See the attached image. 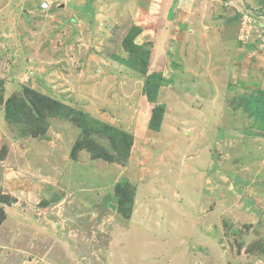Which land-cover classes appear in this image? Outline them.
Wrapping results in <instances>:
<instances>
[{
  "label": "rangeland",
  "instance_id": "1",
  "mask_svg": "<svg viewBox=\"0 0 264 264\" xmlns=\"http://www.w3.org/2000/svg\"><path fill=\"white\" fill-rule=\"evenodd\" d=\"M68 1L0 0V264H264V58H211L187 78L161 63L169 48L151 59L152 12L123 23L117 0ZM136 140L158 151L146 164ZM201 144L183 210L137 214L135 192L154 198L139 172L188 169Z\"/></svg>",
  "mask_w": 264,
  "mask_h": 264
},
{
  "label": "crops",
  "instance_id": "2",
  "mask_svg": "<svg viewBox=\"0 0 264 264\" xmlns=\"http://www.w3.org/2000/svg\"><path fill=\"white\" fill-rule=\"evenodd\" d=\"M70 2L71 0L68 1V4ZM116 2V7L120 9V19L118 18V20L121 22H123L122 20L124 17L126 20H129L131 16H137L140 12H146L149 14L153 13L151 18L154 20L158 28L154 32V42L150 45L151 59L155 61L156 59L158 60L157 57H159V53H162L164 50L167 53L168 50L166 48H169L174 54H171L170 52L169 54H166L161 63H173L175 60L177 65L174 67V70L184 73V76H187V78H195L197 72L201 71L200 67H198L197 70L193 69L191 64L196 63L206 65L211 58L215 59V61L224 62L229 61L232 58L241 61V58L244 60L245 57L250 56V53L252 54L253 52H255L257 56L260 55L264 58V0H117ZM210 4H213L211 13L208 12L209 7H211L209 6ZM100 9V17L107 15V12L103 13V11L106 10L103 8ZM149 14L148 16L150 17ZM156 14L158 15L155 17ZM247 15H250L253 20L248 24H241V19ZM210 18H212L211 24L208 23ZM250 24L253 25V28L250 27ZM183 26L187 28H184ZM241 26L245 27L244 30L241 29ZM152 27L153 26L151 25L149 29ZM180 28H183V30ZM176 32H178L179 35H177ZM240 33L245 34V37H242L241 40L239 39ZM210 34H212V37L209 38ZM186 46L188 47L187 52L189 55L186 53ZM183 52L186 53V60L183 56L185 53ZM257 56H255V58ZM179 79H184L182 85L189 81L183 77H180ZM172 87L180 89L178 84L173 85ZM187 88L189 89L188 92H190V94L195 95L193 96L195 99L196 96L200 94L198 93L197 87H194L193 85H188ZM176 93L177 95L178 93L180 94L178 91ZM180 101L181 102L177 104H181L180 106L184 108H186L187 105L192 106V104H185V100L180 99ZM182 122L185 123L186 121L184 120ZM184 136L187 137L189 135L187 132H184ZM203 148V144L196 147L194 156L191 154L193 157L189 158V161H195V163L194 165H189L188 169L182 161V166L185 168L182 169V171L176 168L179 166L171 167V164L156 169V172L153 171L152 168H146L140 171V177L137 178L140 186L139 188L144 191L151 190L154 194V198L152 197L151 200L153 203L146 200L142 201L135 192L137 214L139 213L138 209L140 208L162 206L161 204H164L163 206H166L167 208L172 205V209L177 207V209L183 210L180 206L181 199H176L177 190L181 196V191L186 188V184L183 182L181 175H183L184 172L186 173L185 175L189 174V176H194V179L197 181V187L194 190L200 191L199 189L203 181V175L201 173L204 158L202 152ZM147 151L149 152L146 145L141 146L136 140L131 146L129 157L132 160L138 156L137 152H139L143 155H140L139 158L141 157L142 160L146 158L148 159L143 163L146 164L156 155V152L158 153V151L153 150V154L148 155L146 153ZM142 152H145L146 156H144ZM163 153L164 151L162 150V154L157 156V164L162 162ZM173 171L175 173H173ZM151 174L152 176L150 177ZM143 176H148L147 179H145L146 181H142V179H144ZM161 176H165L164 179H161ZM167 176L170 177L169 181L172 184L167 185V183H165L166 186H164L162 185V181L159 180L165 181ZM157 193L163 195L161 200L158 199ZM165 195L169 196V198H164ZM131 205L133 207V204ZM194 205H198V202H195ZM170 209L169 212L174 215L175 219H177L178 216H180L179 219L182 217V215L177 214L178 212L175 213V210L172 212V209ZM111 210H113V208H111ZM152 217L153 218L149 222L159 223L156 221V216ZM157 219L160 220L159 217H157ZM171 221H173V219L170 218V222Z\"/></svg>",
  "mask_w": 264,
  "mask_h": 264
},
{
  "label": "clouds",
  "instance_id": "3",
  "mask_svg": "<svg viewBox=\"0 0 264 264\" xmlns=\"http://www.w3.org/2000/svg\"><path fill=\"white\" fill-rule=\"evenodd\" d=\"M44 2H48V1H44ZM41 3H42V2H41ZM41 3H40V4H41ZM49 5H50V2H48V7L45 8V9H48V8L50 7ZM40 8H42L41 5H40ZM42 9H43V8H42ZM247 17H250L251 19H250V20H247V19H245V18H246V16H245V17H243V18L241 19V24H248V23H250V22L253 20V18H252L250 15H247ZM244 28H245V27L241 26V29L244 30ZM239 37H240V38L245 37V34L240 33V34H239Z\"/></svg>",
  "mask_w": 264,
  "mask_h": 264
},
{
  "label": "built area",
  "instance_id": "4",
  "mask_svg": "<svg viewBox=\"0 0 264 264\" xmlns=\"http://www.w3.org/2000/svg\"><path fill=\"white\" fill-rule=\"evenodd\" d=\"M40 5H41V7H42L43 9H45V8L48 7V2H42ZM245 19L250 20L251 18L246 16Z\"/></svg>",
  "mask_w": 264,
  "mask_h": 264
},
{
  "label": "trees",
  "instance_id": "5",
  "mask_svg": "<svg viewBox=\"0 0 264 264\" xmlns=\"http://www.w3.org/2000/svg\"><path fill=\"white\" fill-rule=\"evenodd\" d=\"M260 94H261V96H264V90H260V92H259ZM261 98V101H263V98L262 97H260ZM264 118V117H263ZM129 205L131 206V204L129 203Z\"/></svg>",
  "mask_w": 264,
  "mask_h": 264
},
{
  "label": "bare ground",
  "instance_id": "6",
  "mask_svg": "<svg viewBox=\"0 0 264 264\" xmlns=\"http://www.w3.org/2000/svg\"><path fill=\"white\" fill-rule=\"evenodd\" d=\"M112 206V205H111Z\"/></svg>",
  "mask_w": 264,
  "mask_h": 264
}]
</instances>
